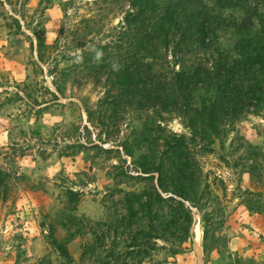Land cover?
<instances>
[{
	"label": "rangeland",
	"instance_id": "374dc122",
	"mask_svg": "<svg viewBox=\"0 0 264 264\" xmlns=\"http://www.w3.org/2000/svg\"><path fill=\"white\" fill-rule=\"evenodd\" d=\"M132 1L0 0V264H104L107 254L110 264H199L193 244L176 254L179 239L165 233L142 238L158 248L138 259L128 247L137 227L118 229L122 236L112 227L128 215L126 197L159 176L139 163L148 145L138 139L153 130L151 105L141 106L135 82L123 85L116 75L121 67L135 77L133 32L126 39L122 28ZM240 2L223 12L231 24L243 22L249 6L264 21V0ZM227 36L219 33L214 49L233 46ZM199 57L211 66L218 52L202 49ZM256 110L240 112L209 147L179 114L163 125L195 140L194 183L183 202L201 231L206 264H264V114ZM92 231L93 254L85 250Z\"/></svg>",
	"mask_w": 264,
	"mask_h": 264
},
{
	"label": "trees",
	"instance_id": "16d2710c",
	"mask_svg": "<svg viewBox=\"0 0 264 264\" xmlns=\"http://www.w3.org/2000/svg\"><path fill=\"white\" fill-rule=\"evenodd\" d=\"M212 1L214 4L208 6L204 0H133L122 26L126 39L133 32L135 77L128 80V70L121 67L116 75L123 85L135 82L141 106L145 101L151 105L153 130L150 136L142 134L138 139L140 147L148 145L139 156V163L141 172L152 174V179L156 173L159 175L157 185L152 188L125 193L128 215L122 216L117 226L112 225L120 236L124 234L118 229L124 228L126 233L137 227L128 247L138 259L150 257L158 248L155 242L142 244L139 242L142 238L158 240L164 237L162 233L173 236L180 242L176 254L194 244V214L183 201L188 200L186 189L194 183L189 154L195 140L164 128L170 119L168 115L183 117L193 138H199L209 147L228 132L227 126L238 120L240 112L255 107L264 114L263 15L256 14V9L249 6L243 22L231 24L223 12L241 5L240 0H218L216 4ZM254 16L259 20L254 22ZM219 33L226 37L229 34L233 46L214 49ZM202 49L218 52L215 64L214 60L211 66L200 62ZM169 56L174 62L168 60ZM174 66L180 70L173 69ZM164 178L170 181L169 187ZM162 192L170 196L164 197ZM165 207L166 213L159 212ZM209 218L204 214L205 240ZM90 235L93 242L85 250L93 254L97 233L92 231ZM53 245L62 258L71 260L64 243L53 240ZM108 258L107 254L104 264H110Z\"/></svg>",
	"mask_w": 264,
	"mask_h": 264
},
{
	"label": "bare ground",
	"instance_id": "6f19581e",
	"mask_svg": "<svg viewBox=\"0 0 264 264\" xmlns=\"http://www.w3.org/2000/svg\"><path fill=\"white\" fill-rule=\"evenodd\" d=\"M192 229L195 231V234H196V238H195V235L193 234V239H195L193 247L199 255V264H205V263H203L204 262L203 259H202L203 262L200 260L201 255H202V248H200L201 231L199 230V228H195V229L192 228ZM192 233H193V231H192Z\"/></svg>",
	"mask_w": 264,
	"mask_h": 264
}]
</instances>
